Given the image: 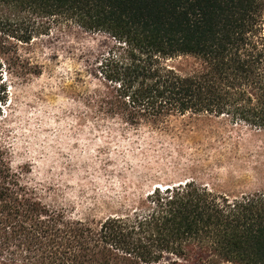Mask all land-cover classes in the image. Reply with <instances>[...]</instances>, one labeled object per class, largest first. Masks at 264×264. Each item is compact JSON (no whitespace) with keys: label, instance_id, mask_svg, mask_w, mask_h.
<instances>
[{"label":"trees","instance_id":"trees-1","mask_svg":"<svg viewBox=\"0 0 264 264\" xmlns=\"http://www.w3.org/2000/svg\"><path fill=\"white\" fill-rule=\"evenodd\" d=\"M263 14L264 0H0V119L43 74L36 40L107 39L55 95L70 132L102 142L84 177L116 206L82 219L46 203L0 141V264H264ZM232 166L250 173L218 183Z\"/></svg>","mask_w":264,"mask_h":264},{"label":"rangeland","instance_id":"rangeland-1","mask_svg":"<svg viewBox=\"0 0 264 264\" xmlns=\"http://www.w3.org/2000/svg\"><path fill=\"white\" fill-rule=\"evenodd\" d=\"M105 41L100 35L84 34L73 27L61 35L36 40L32 57L44 65L43 74L12 92L0 119V141L10 147L11 168L23 169L26 172L23 179L28 185L47 189L46 203L67 207L74 217L82 219H99L107 209L116 206L111 201L107 207L102 204L104 181L84 177V165L95 162L96 149L102 142L85 133L70 132L69 120L64 115L68 104L61 95H55V89L59 80L66 81L71 73L104 51ZM168 64L188 73L195 61L179 58ZM258 144L247 137L240 152L254 151ZM203 148L214 150L207 145ZM245 173L250 171L238 166L221 167L217 181L223 185L231 177ZM146 187L144 183L142 189Z\"/></svg>","mask_w":264,"mask_h":264}]
</instances>
